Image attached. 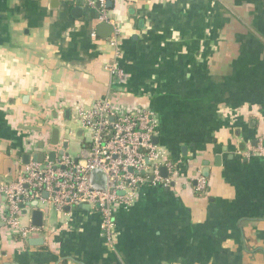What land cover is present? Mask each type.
I'll return each instance as SVG.
<instances>
[{
	"label": "crops",
	"instance_id": "0c3cea01",
	"mask_svg": "<svg viewBox=\"0 0 264 264\" xmlns=\"http://www.w3.org/2000/svg\"><path fill=\"white\" fill-rule=\"evenodd\" d=\"M52 1L0 0V181L42 153L44 119L91 106L112 84L120 106L151 109L159 143L188 175L208 162V186L146 187L119 212L115 248L89 209L40 204L42 233L27 242L0 211V264H264V157L244 154L264 144V0H115L118 58L92 36L93 10ZM115 58L122 80L108 71ZM81 133L67 122L68 145L82 148Z\"/></svg>",
	"mask_w": 264,
	"mask_h": 264
},
{
	"label": "built area",
	"instance_id": "2783aa9c",
	"mask_svg": "<svg viewBox=\"0 0 264 264\" xmlns=\"http://www.w3.org/2000/svg\"><path fill=\"white\" fill-rule=\"evenodd\" d=\"M75 1L96 13L97 25L107 21L114 26V32L107 38L118 58L122 52V30L109 16L108 0ZM92 36L97 37L95 28ZM117 58L108 65V71L122 80L126 74ZM112 87L111 84L104 96L89 107L72 103L69 120L63 107L51 118L44 119V128L36 135L44 143L41 149L43 161H34L33 157L27 163L19 161L22 165L17 177L11 181H0L3 223L18 240L27 242L42 233L43 226L22 222L23 216L40 208V204H51L63 214L67 212L66 207L73 210L87 204L89 210L99 213L102 235L108 246L115 248L119 212L130 210L146 187L173 189L181 183L195 192L206 191V176L201 172L195 176L188 175L187 169L182 170L179 163L171 158L169 149L154 141V137L159 136L160 123L151 109L139 106L131 110L120 106L113 96ZM69 121L78 126L85 138L77 155L67 151L64 147L67 140L62 141L60 136L58 144L51 143L52 129L58 128L61 133ZM35 146L33 142L34 151ZM52 151L56 152L53 160L49 158ZM244 154L264 157V144L260 142L251 146ZM163 166L166 175L162 173ZM94 169L106 174L105 190L90 185L88 175ZM33 202H37V206H33ZM43 211H47L46 207Z\"/></svg>",
	"mask_w": 264,
	"mask_h": 264
},
{
	"label": "water",
	"instance_id": "95a60500",
	"mask_svg": "<svg viewBox=\"0 0 264 264\" xmlns=\"http://www.w3.org/2000/svg\"><path fill=\"white\" fill-rule=\"evenodd\" d=\"M53 2H56L55 5H53L54 7H57L59 6L60 4V1L59 0H53L52 1V4ZM114 5V2L113 0H108L107 2V6L109 8H112ZM83 12V8L78 6V7H74L72 10H71V13L74 15V16H81ZM64 14H66V12H63ZM96 32H97V35L100 36V37H103V38H107V37H110L112 35V33L114 32V26L112 24H110L109 22L105 21V22H102L100 24L97 25L96 27ZM65 117L67 120H69L71 118V109L67 108L65 110ZM59 136H60V131L58 128H53L52 129V135H51V143L52 144H58L59 143ZM154 141L155 142H159L160 139H159V136H155L154 137ZM40 146L43 148L44 147V143L41 142L40 143ZM68 143L66 142L64 144V147L65 148H68ZM185 147H183V150L185 152ZM55 156H56V152L55 151H52L50 152L49 154V158L51 160L55 159ZM30 155L26 154L25 155V162L27 163L29 160H30ZM44 159V154L43 153H39V154H35L33 156V160L34 161H38V162H42ZM206 164V167L204 168L203 170V175L204 176H208L209 175V168L207 167L208 166V162H205ZM162 170V173L164 175L167 174V171H166V168L163 166L161 168ZM88 179H89V183L90 185L93 187V188H96V189H99V190H105L106 189V186H107V177H106V174L100 170V169H94L92 170L89 175H88ZM45 196H47V193L45 192L44 193ZM33 206H37V202H33L32 203ZM79 208H83V209H89V206L87 204H83L81 205ZM66 209H69V207H66ZM31 216H32V223L36 226H42L43 225V221H44V211L40 208H35L32 210L31 212ZM43 238H34L31 240L32 243L34 244H43Z\"/></svg>",
	"mask_w": 264,
	"mask_h": 264
},
{
	"label": "rangeland",
	"instance_id": "374dc122",
	"mask_svg": "<svg viewBox=\"0 0 264 264\" xmlns=\"http://www.w3.org/2000/svg\"><path fill=\"white\" fill-rule=\"evenodd\" d=\"M73 128V129H72ZM71 130H76V127L74 126H71ZM60 137H61V140H68V134L66 136L65 134V129H62L61 130V133H60ZM55 148L58 149V146H55ZM67 151L71 154V155H77L80 151H81V146H78L74 143V141H71L70 144H69V147L67 148Z\"/></svg>",
	"mask_w": 264,
	"mask_h": 264
}]
</instances>
